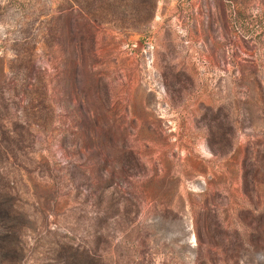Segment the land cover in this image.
<instances>
[{
    "label": "rangeland",
    "instance_id": "rangeland-1",
    "mask_svg": "<svg viewBox=\"0 0 264 264\" xmlns=\"http://www.w3.org/2000/svg\"><path fill=\"white\" fill-rule=\"evenodd\" d=\"M0 264H264V0H0Z\"/></svg>",
    "mask_w": 264,
    "mask_h": 264
},
{
    "label": "trees",
    "instance_id": "trees-1",
    "mask_svg": "<svg viewBox=\"0 0 264 264\" xmlns=\"http://www.w3.org/2000/svg\"><path fill=\"white\" fill-rule=\"evenodd\" d=\"M7 215L9 216V213H7Z\"/></svg>",
    "mask_w": 264,
    "mask_h": 264
}]
</instances>
